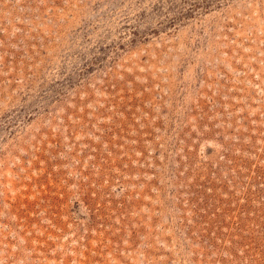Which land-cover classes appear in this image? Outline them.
Returning a JSON list of instances; mask_svg holds the SVG:
<instances>
[{"label":"rangeland","instance_id":"374dc122","mask_svg":"<svg viewBox=\"0 0 264 264\" xmlns=\"http://www.w3.org/2000/svg\"><path fill=\"white\" fill-rule=\"evenodd\" d=\"M0 264H264V0H0Z\"/></svg>","mask_w":264,"mask_h":264}]
</instances>
